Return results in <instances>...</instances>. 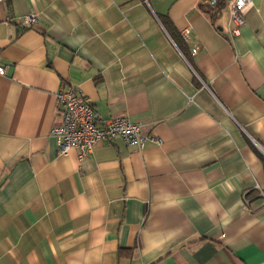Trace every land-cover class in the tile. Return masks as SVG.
I'll return each mask as SVG.
<instances>
[{
  "label": "crops",
  "instance_id": "1",
  "mask_svg": "<svg viewBox=\"0 0 264 264\" xmlns=\"http://www.w3.org/2000/svg\"><path fill=\"white\" fill-rule=\"evenodd\" d=\"M252 3L233 38L204 0H0V264H264ZM62 87L161 143L59 155Z\"/></svg>",
  "mask_w": 264,
  "mask_h": 264
},
{
  "label": "built area",
  "instance_id": "2",
  "mask_svg": "<svg viewBox=\"0 0 264 264\" xmlns=\"http://www.w3.org/2000/svg\"><path fill=\"white\" fill-rule=\"evenodd\" d=\"M211 7L224 4L228 16V33L231 37L240 34L246 23V15L253 8L252 0H204ZM38 22L36 15L25 17L19 23L30 27ZM7 67L0 64V77H6ZM61 121L51 135L58 145V153L67 156L76 151L84 161L101 143L113 144L122 139L128 146L142 150L147 142L160 144V139L148 137L142 123L131 122L124 117L105 118L96 112L72 87H62L57 94ZM264 198V190L260 191Z\"/></svg>",
  "mask_w": 264,
  "mask_h": 264
},
{
  "label": "trees",
  "instance_id": "3",
  "mask_svg": "<svg viewBox=\"0 0 264 264\" xmlns=\"http://www.w3.org/2000/svg\"><path fill=\"white\" fill-rule=\"evenodd\" d=\"M208 7L209 8L207 10H205V12H206L207 16L211 19V21H214L215 19H217L221 15L222 11L224 10V4L223 3H221L217 7H211L209 5H208ZM170 31L169 32L172 35V37H174L176 42L181 46L182 40L180 38L175 37V34H174L173 29L171 27H170Z\"/></svg>",
  "mask_w": 264,
  "mask_h": 264
}]
</instances>
